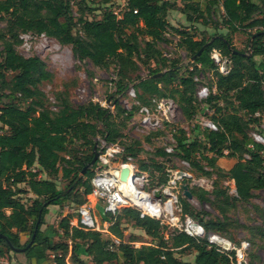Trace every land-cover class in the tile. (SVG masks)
<instances>
[{"label":"trees","instance_id":"16d2710c","mask_svg":"<svg viewBox=\"0 0 264 264\" xmlns=\"http://www.w3.org/2000/svg\"><path fill=\"white\" fill-rule=\"evenodd\" d=\"M98 1L104 6L100 19L75 18L72 0H0V18L8 16L7 32L0 34L3 40L0 101L8 99L0 103V234L4 235L0 237V244L5 249L0 248V262H3V254L18 253L13 248L26 247L35 232L31 245L23 251L26 264H45L49 261V251L54 253L55 264H66L68 253L71 264H87L80 253L94 264H233L228 254L209 248L205 238L170 231L154 218L140 217L138 210L130 207L121 209L113 218L107 234L110 238L103 237L101 232L72 225L70 215L63 216L58 224L60 234L70 243L67 240L52 243L48 235L41 234L40 226L49 205L63 206L71 202L79 206L91 192L90 179L96 162L91 167L86 164L93 158L95 137L100 132L97 123H101V135L107 142L116 140L119 129L110 119L108 109L93 101L72 105L64 97L56 111L44 107L37 85L49 80L51 74L40 57H25L15 50L23 32L44 33L61 44L70 45L77 58H88L96 66H105L109 58L116 57L115 90L110 96L124 94L129 83L136 81L133 88L139 104H146L156 94L169 96L176 99L187 118L200 111L195 98L196 72L205 68L212 70L214 91L205 101L213 109L211 117L217 122L218 130L204 129L200 137H191L185 129H175L174 155L188 161L191 170L209 174L211 171L204 169L207 165L218 172L217 179L232 178L236 190L234 198H239L235 200H247L253 197L255 190L264 189V145L255 142L247 132L249 126L259 123V116L264 111V60L257 62L255 59L256 55L264 58V0H210L208 10L222 6L221 22L228 33L210 36V39L214 38L209 44L204 39H194L186 30L176 29L180 36L179 46L190 57L206 44L192 60L193 66L184 68V73H181L177 59H169L154 48V42L163 40L166 28L171 27L166 20L170 8L167 0H127L126 9L120 16L110 8L112 0ZM76 24L80 34L73 32ZM237 31L248 32L251 54H242L232 45L230 33ZM137 32L149 38L143 49L144 61L156 56L158 63L167 69L162 75L153 76L160 71L156 67L148 71V77L135 75L133 78L138 70L135 56L141 55ZM213 48L231 59L232 66L226 75L216 70L210 57ZM5 72L14 73L11 80L5 78ZM17 94L22 99H30L26 107L12 101ZM115 100L113 105L124 125L132 112L122 109ZM82 146H87L88 150L78 152ZM132 148L127 145L126 154L134 158L136 153ZM155 154L163 157V161L153 160L154 171L146 164H136L139 171L147 173L149 188L164 183L167 169L172 166V160L162 147L156 149ZM221 157L235 159L228 170L218 165ZM34 166L48 175L61 172L66 184L60 188L51 179L37 178L38 171H32ZM155 179L157 182L152 185ZM22 182L35 195L28 205L17 196L19 191L13 186ZM188 189L192 197L205 200L201 188L188 186ZM226 191L227 186H218L216 194L225 198ZM180 201L183 211L206 230L229 238L220 231L219 222L204 221L199 212L193 211L185 196H180ZM106 219L107 215L103 217ZM127 223L142 229L155 243L136 247L124 242L123 226ZM164 229L170 233L167 239L162 235ZM112 236L119 239L114 249L109 248ZM176 250L182 253L195 251L193 263L177 257Z\"/></svg>","mask_w":264,"mask_h":264},{"label":"rangeland","instance_id":"374dc122","mask_svg":"<svg viewBox=\"0 0 264 264\" xmlns=\"http://www.w3.org/2000/svg\"><path fill=\"white\" fill-rule=\"evenodd\" d=\"M126 1L127 0H112L110 8L116 10L117 14L120 16L126 9L124 6ZM167 2L170 8L166 12V20L169 22V25L174 28L167 27L163 35V40L154 42V48L161 54L166 55L169 59H177L178 66L182 69L181 73H184V68L192 67L193 64L189 53L183 47L179 46L180 36L177 30H186L194 39L206 40V44L210 43V36L217 34L223 35L228 33V30L221 22V14L223 12L222 6L219 5L216 10H213L212 7L208 10L207 8L210 0H167ZM72 10V14L75 18L82 16L88 19H100L104 6L98 0H72ZM188 17H191V19ZM7 19L8 16H4L2 19L0 18V34L7 32ZM127 31L130 32V29H127ZM73 32L78 34L81 33L78 24L73 28ZM30 33L33 35L32 39L25 45L19 41L15 45V50L25 57L33 55L40 57L45 64L46 70L51 74L49 80H43L37 85L39 91L42 92L44 107L54 112L58 109L62 99L67 97L72 105L85 104L89 101H93L107 108L111 114L110 119L116 123L119 129V135H117L116 140L125 141L128 146H133L132 150L136 153L134 159L138 166L143 163L149 166L148 169L150 171L155 170L153 160L157 159L158 161H163V157L155 154L156 149L162 147L164 142L160 137L166 138V134L172 131L173 128H183L190 133L191 137L194 135L200 137L202 135L203 129L193 124V116L191 118L185 116L176 99L159 94H156V96L170 98L177 105V114L173 119V123H168L164 120L162 129L147 131L135 130V122L138 119L136 106H138L139 100L136 97L137 92L135 89L133 88L135 93V96H133L129 88L130 86L133 87L136 81L129 83V87L124 94L110 96L115 90V79L118 69V59L116 57L109 58L105 66H96L88 58H77L73 54L70 45L61 44L54 38L47 36L43 37L31 31ZM247 33L248 32L237 31L230 33V37L232 39V45L236 49L249 55L252 49L251 38H248ZM137 35L141 55L135 56L138 70L133 74V78H135V75L148 77V71L156 67L160 68L159 72L163 74L167 69L158 63V58L156 56H152L144 61L143 49L145 42L149 38L140 32H137ZM2 41L0 36V50H2ZM255 59L257 62L264 60V58L259 55H256ZM13 75L14 73L12 72H5V78L7 80H11ZM196 75H199L201 80L206 82L209 87L213 86L214 74L212 70L205 68L202 71H197ZM4 92L7 93L8 90H4ZM114 100L117 101L122 109L132 112L129 119L124 121V125H121L123 118L118 114L117 109L113 105ZM4 101H8V99L4 98L0 103L2 104ZM12 101L21 107H26L30 99H22L20 95L17 94L16 98ZM149 103L150 101L146 104L148 105ZM259 119V123L252 124L248 127V135H250L251 131H257L264 136V111L260 114ZM97 126L100 132H98L95 137L96 150H98L101 140H103L101 135V123L98 122ZM87 150V146H82L78 152H86ZM93 151L95 152V149H93ZM208 154L210 153L208 152ZM168 159L172 160L173 167H176L179 163L178 157L174 154L168 155ZM234 161L235 159L230 157L221 158L219 160L220 163L222 162L221 165L224 167L222 168L223 170H225L227 164L234 163ZM93 164L89 162L86 164V167H91ZM95 167L96 163L93 169H95ZM34 168L37 169V166H34ZM204 169L209 172L211 171V173L203 174L199 171L190 170L194 175L212 176V179H214V187L209 191L204 190L205 200H200L196 197H192L188 200L190 207L193 211L199 212L201 215L200 217H202L204 221L210 219L211 221L219 222L221 227L220 231L233 241L248 240L250 242L248 249V264H264V189L255 190L253 192V197L247 200H235L239 198H234V194L229 192V187L227 186V197L224 198L221 195L217 196L216 192L218 186L223 187L225 185L224 181L228 177L219 180L217 179L219 176L218 172H216L215 169L212 170L207 165ZM37 173V178L51 179L60 188L64 187L66 184V181L61 177V172L57 175H48L44 171L39 170ZM78 176H80V174ZM156 182L157 179L154 180L152 185ZM13 186L14 189L19 191L17 196L22 199L25 204L28 205L31 200L35 198V195L28 190L25 182ZM81 192L82 188L79 189V194ZM77 207L76 204H71V202L63 206L49 205L48 213L45 214L44 222L40 226L41 234L48 235L52 243H57L62 240H67L68 243H70L68 239L60 234L61 230L58 228V224L65 215H70V220L73 221L74 217L77 215ZM94 208L96 209V214L99 216L101 213L100 207L95 205ZM100 219L104 221L103 218ZM123 227H125L122 239L124 242H128L136 247L141 244L155 243L142 229L133 227L131 223L124 224ZM168 233L169 231L164 229L162 232L163 238L167 239L170 234ZM101 234L105 238H110L107 234ZM25 239L26 237L23 241H25ZM1 247L3 251H5L4 247L0 244V248ZM17 252L19 254H3V262H0V264H26V258L23 252ZM195 253L196 252L193 250L184 251L183 253L180 252V250H176L175 255L179 258L183 257V259H193ZM48 254L49 261L45 264H55L53 261L54 253L49 251ZM69 254L70 253L66 255V264H71ZM80 257L87 264H94L85 254L80 253Z\"/></svg>","mask_w":264,"mask_h":264},{"label":"built area","instance_id":"2783aa9c","mask_svg":"<svg viewBox=\"0 0 264 264\" xmlns=\"http://www.w3.org/2000/svg\"><path fill=\"white\" fill-rule=\"evenodd\" d=\"M124 6L126 7V3ZM113 12L119 16L116 10H113ZM39 35L46 37L44 33ZM32 37L33 35L30 32H23L19 35L23 45L27 44ZM210 57L220 74L226 75L230 71L231 59L221 54L218 49L213 48ZM197 66L201 67L200 64ZM194 80L196 82L195 98L199 103L200 111L193 115V124L203 130L216 131L218 130V124L211 117L213 109L209 108L205 101L209 94L214 91V86L209 87L206 82L201 80L199 75H195ZM129 90L131 95L135 96L133 87L130 86ZM149 101L148 105L138 103V119L135 122V130L162 129L164 120L173 123V119L177 114V105L172 99L153 95ZM174 130L173 128L172 131L168 132L166 138L160 137L164 140L162 149L169 156L175 153ZM250 136L255 142L264 145V136L261 133L251 131ZM126 146V142L121 140H115L114 142L101 140L97 150L96 167L90 179L91 192L87 194L85 201L76 208L77 216L71 221L72 225L85 230L109 234V225L116 214L123 208H135L138 210L140 217L154 218L161 224L166 225L170 231L184 232L197 239L205 238L209 248L228 254L233 264H248V249L250 246L248 240L235 242L220 233L208 231L190 214L183 211L180 201V196L183 195L182 186H194L209 191L214 187L212 176L194 175L190 170L188 161L178 158L179 163L177 166H171L167 169L166 181L149 188L150 183L147 173L138 170L133 156L126 154ZM121 163L132 166L134 172L133 184L138 191L137 195H126L123 192L125 185L112 173L113 167ZM32 171H38V168L32 167ZM224 184L229 187L230 193L236 195L232 178H227ZM155 193H159V196L156 197ZM95 205L100 207L103 213L102 216L96 214ZM105 215H107V219L101 221L100 218ZM118 242L119 239L112 236L109 248L114 249ZM231 252L233 255L230 254Z\"/></svg>","mask_w":264,"mask_h":264},{"label":"water","instance_id":"95a60500","mask_svg":"<svg viewBox=\"0 0 264 264\" xmlns=\"http://www.w3.org/2000/svg\"><path fill=\"white\" fill-rule=\"evenodd\" d=\"M214 37L211 38L210 42L213 40ZM205 47V45L197 52L196 55H193L191 58L192 60L201 53V51L203 50V48ZM235 51V50H234ZM244 54V53H242ZM162 73H156L153 76L154 77H158L160 76ZM95 152H94V156L92 158V160L90 161V164H93L94 162H96L97 160V155H98V151L96 150V144H95ZM124 185L125 188L123 190V192L126 195H137L138 191L136 190L134 184H133V178H134V172H133V168L131 165L129 164H124L121 163L118 166H114L113 167V172H112ZM183 196H185L186 198H188L189 200L192 198V194L190 193L188 186L187 185H183ZM155 196L158 197L159 193H155ZM0 237H4V235L0 234ZM35 237V232L32 233L31 239L28 242V244L26 245V247L30 246L33 239ZM8 242V240H7ZM26 247L23 248H13V250L15 251H19V252H23L25 250Z\"/></svg>","mask_w":264,"mask_h":264},{"label":"crops","instance_id":"0c3cea01","mask_svg":"<svg viewBox=\"0 0 264 264\" xmlns=\"http://www.w3.org/2000/svg\"><path fill=\"white\" fill-rule=\"evenodd\" d=\"M221 158L224 159L225 157H221ZM221 158H219L218 161H217V163L219 164L220 167H222V165H221L222 162H221V163L219 162V160H220ZM231 166H232V163L227 164V166L225 167V170H228ZM222 168H224V167H222ZM187 200H189V199L187 198ZM97 213H98V211H97ZM101 213H102V211H101ZM101 213H100V215L102 216L103 213H102V214H101ZM98 214H99V213H98ZM100 215H99V216H100ZM15 254H17V253H15ZM18 254H19V253H18ZM194 257H195V255H194ZM194 257H193V259H185V258L183 259V257H181V259H182V260H185V261H188V262H190V263H193V261H194Z\"/></svg>","mask_w":264,"mask_h":264}]
</instances>
